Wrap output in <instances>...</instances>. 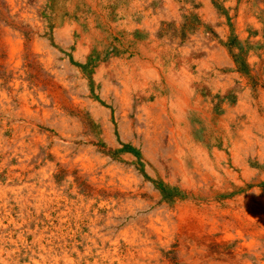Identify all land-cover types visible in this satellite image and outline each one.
Wrapping results in <instances>:
<instances>
[{"label":"rangeland","instance_id":"1","mask_svg":"<svg viewBox=\"0 0 264 264\" xmlns=\"http://www.w3.org/2000/svg\"><path fill=\"white\" fill-rule=\"evenodd\" d=\"M125 6V0H0V264H226L202 245L185 246L186 255L179 256L175 223L165 229L146 225L177 196L162 183L167 176H155L157 161L144 158L149 146L133 116L138 102H145L141 89L131 92L129 118H123L119 97L125 86L118 74L141 70L138 63L146 64L154 47L173 64L178 82L184 52L198 60L192 55L196 44L215 40L229 57L222 75L235 64L238 75L252 77L251 68L264 57V0H180L177 18L163 17L155 34L143 36L125 30L118 14ZM204 8L209 25L196 14ZM142 22L133 19L137 26ZM67 24L78 30L60 34ZM249 60L257 62L248 67ZM200 91L207 99L208 91ZM227 96L235 101L232 89ZM216 102L217 114L225 116L224 101ZM158 146L159 165L169 175L171 148ZM234 235L230 231L227 240L235 242ZM258 244L264 252V242ZM245 259L264 263V253L259 261Z\"/></svg>","mask_w":264,"mask_h":264},{"label":"bare ground","instance_id":"2","mask_svg":"<svg viewBox=\"0 0 264 264\" xmlns=\"http://www.w3.org/2000/svg\"><path fill=\"white\" fill-rule=\"evenodd\" d=\"M179 1L125 0L126 6L118 14L124 19V24H126L124 28L127 32L131 33L136 30L142 36L152 35L157 31L159 21L163 17L165 19L177 18ZM158 6H161L162 11L157 10ZM92 7L97 12V7L95 5ZM207 13L209 14L206 8L196 13L201 23L205 25L212 22ZM134 17L143 19V24L135 25ZM234 26L238 30L241 23L235 21ZM76 30H78L76 26L67 24L58 32L66 35ZM216 31L220 33L218 29ZM239 32L241 30H238ZM202 33L203 31L199 35ZM211 43L206 45L207 47L196 44L197 48L191 54L198 56L200 58L198 60H194L188 51L184 52L182 58H186L187 63L177 74L179 75L178 82L173 74V64L169 65V60L162 58L160 50H151L154 47L148 49L150 54L147 56V63L144 65L141 64L142 62L138 63L141 70L120 69L118 76H121V84L125 86L123 94L119 97L120 111L124 119L129 118L132 107L131 92L135 88L141 89L145 102H138L139 106L133 116L137 124L143 127L142 131L138 129L143 143L149 146L144 153V158L147 162L157 161L154 164L156 168H153L154 171L156 170L155 176L158 179L159 177L165 179L164 177L167 176L162 183L171 194L177 196L174 204H165L164 212L161 215L158 214L146 225L151 227L158 224L165 229L169 224H177L180 228V236L177 238L180 247L179 256L186 255L185 246L190 245L189 247L193 248L202 245L210 250V254L213 255L210 257L218 256L221 262L247 264L246 257L259 261L264 253L256 250L257 246L260 247L258 242H264V68L261 67L262 65L264 67V57L260 58L261 62L249 60L245 64L251 67L257 62L256 67L258 68H251L253 69L251 76H257L254 79L250 76L248 78L238 75L235 64L229 66L230 74L225 76L222 75V65L229 57L225 52H222V56L218 50L217 41L214 40ZM193 67L195 69L191 72ZM234 81L238 83L237 88L233 84ZM156 84L157 88H155ZM255 84L258 86L256 89ZM229 86L234 88H229ZM108 89L110 91V84ZM201 89L204 93L205 90L208 91L205 93L207 99L202 96ZM228 89L234 91L235 101H231V98L227 96ZM162 92H164V97H168L170 107L167 108L163 97L162 99L160 97L155 104L148 103L149 99L146 100L148 95L155 94L156 97ZM217 98L224 101L222 110L225 116L223 117L216 112ZM203 130L205 132L202 133ZM163 143L171 148L167 151L168 158L172 162L167 165L171 170L169 175L165 171L167 168L162 170L157 159V150L153 149V145L160 147ZM110 176L113 178L114 173ZM42 211L45 212V210ZM230 231L237 233L234 235L237 236L235 242L226 238ZM247 240L250 241L249 244L246 243ZM128 246L134 247V244H128ZM127 250L126 260L132 262L133 255L130 253V248ZM114 255L117 256V254ZM189 255L191 256L192 253ZM207 261H211L209 257ZM132 264L139 263L133 262ZM257 264L264 263L257 262Z\"/></svg>","mask_w":264,"mask_h":264},{"label":"crops","instance_id":"3","mask_svg":"<svg viewBox=\"0 0 264 264\" xmlns=\"http://www.w3.org/2000/svg\"><path fill=\"white\" fill-rule=\"evenodd\" d=\"M164 92H162V93H160V95L159 96H156L155 97V100L152 102L153 104H155L157 101H158V99L161 97V99H162V97H163V99H167L168 97L167 96H165L164 97V94H163ZM163 94V95H162Z\"/></svg>","mask_w":264,"mask_h":264}]
</instances>
